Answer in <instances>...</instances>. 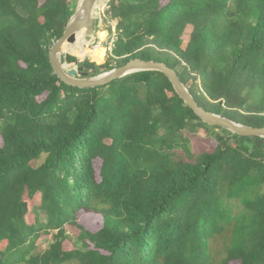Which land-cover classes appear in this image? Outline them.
Listing matches in <instances>:
<instances>
[{
    "label": "trees",
    "instance_id": "obj_1",
    "mask_svg": "<svg viewBox=\"0 0 264 264\" xmlns=\"http://www.w3.org/2000/svg\"><path fill=\"white\" fill-rule=\"evenodd\" d=\"M109 13L120 66L166 63L206 109L264 127V0H111ZM73 14L69 0H0V264H264V139L205 124L161 72L67 85L50 50ZM106 56L80 67L110 71ZM189 127L217 145L193 155Z\"/></svg>",
    "mask_w": 264,
    "mask_h": 264
},
{
    "label": "water",
    "instance_id": "obj_2",
    "mask_svg": "<svg viewBox=\"0 0 264 264\" xmlns=\"http://www.w3.org/2000/svg\"><path fill=\"white\" fill-rule=\"evenodd\" d=\"M99 3L101 0H79L77 9L70 18L64 34L50 50V61L54 72L64 83L80 89H91L109 85L133 73L161 72L170 80L179 97L205 124L226 129L235 135L264 139V127L245 125L203 107L182 81L178 71L166 63L136 58L97 76H89L78 66V63L75 68L68 70L62 58L64 46L73 44L77 35L82 31L85 32L87 39L95 35L96 10Z\"/></svg>",
    "mask_w": 264,
    "mask_h": 264
},
{
    "label": "rangeland",
    "instance_id": "obj_3",
    "mask_svg": "<svg viewBox=\"0 0 264 264\" xmlns=\"http://www.w3.org/2000/svg\"><path fill=\"white\" fill-rule=\"evenodd\" d=\"M69 1L71 3V9L74 10V13H75L79 0H69ZM110 1L111 0H101L102 3L100 5V8L96 10L97 12L96 13L97 18L95 22L96 32H95V35L91 37L92 42L89 47L91 53L90 51H85V54H84L85 58L82 61H81L82 59L81 56L75 57L70 54H63L62 58L64 62L69 56L78 59L79 67L81 63H84L87 60H89L90 62H94L91 60V58H97L100 51L103 49V47H105L107 49L106 59L104 63L98 64V65L109 63L113 69L120 66L122 58H117L113 56L114 55L113 50L115 48L116 41L118 40V36H117L118 21L114 20L109 13ZM100 32H103V35L107 34V37L104 41L101 40ZM178 68L180 72H183V70L180 69V67ZM199 84H200V80L197 81V85ZM194 85L195 83L190 81L189 84H187V87L188 88L196 87ZM213 132H214L213 130H209V129L189 127L184 132V143L188 146L190 152L193 155L200 154L204 151L212 149L213 147L217 145V143L214 140L213 134H212ZM160 133L161 135H163L165 133V130H161ZM180 151H183V150L181 149ZM45 158H46V155H43L38 161L37 165H40L42 162H44ZM95 166L99 167V164L96 162ZM230 204H231V207L234 213H238L243 209V206L237 201H234ZM40 217L42 221L45 222L46 220L45 214L41 212ZM88 218H90L89 222L97 228V226L99 225V221L95 219H91V218H94L93 216H90ZM69 233L73 234L71 231H69ZM51 242H52V235H44L41 238V240L38 242L39 246L37 248V252L45 251L49 247ZM72 248L73 247L71 246L70 243H65V249H72ZM68 264H75V263H68Z\"/></svg>",
    "mask_w": 264,
    "mask_h": 264
},
{
    "label": "bare ground",
    "instance_id": "obj_4",
    "mask_svg": "<svg viewBox=\"0 0 264 264\" xmlns=\"http://www.w3.org/2000/svg\"><path fill=\"white\" fill-rule=\"evenodd\" d=\"M101 3L98 4V9L100 8ZM97 13V12H96ZM92 39H87L85 36V32L82 31L77 35L76 41L73 44H67L64 46L63 52L64 54L68 53L72 56L78 57L80 55H84L85 51H90V45H91ZM72 49V50H78L76 51L77 54L68 52L67 50ZM91 53V51H90ZM84 59V58H83ZM81 59V61L83 60Z\"/></svg>",
    "mask_w": 264,
    "mask_h": 264
}]
</instances>
